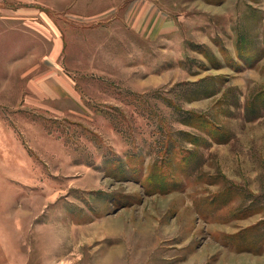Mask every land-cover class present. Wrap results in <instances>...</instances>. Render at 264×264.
<instances>
[{
	"label": "rangeland",
	"instance_id": "rangeland-1",
	"mask_svg": "<svg viewBox=\"0 0 264 264\" xmlns=\"http://www.w3.org/2000/svg\"><path fill=\"white\" fill-rule=\"evenodd\" d=\"M124 1L61 31L99 41L84 106L0 94V264H264V0L105 30Z\"/></svg>",
	"mask_w": 264,
	"mask_h": 264
},
{
	"label": "crops",
	"instance_id": "crops-1",
	"mask_svg": "<svg viewBox=\"0 0 264 264\" xmlns=\"http://www.w3.org/2000/svg\"><path fill=\"white\" fill-rule=\"evenodd\" d=\"M70 3L74 4L72 10L66 7ZM100 3L101 0H0V94L28 95L37 92L51 96L64 95L74 99L77 105L84 106L80 97L81 94L88 93L83 87L78 86L80 89L76 87L82 82L78 83V79H81L78 75H82L83 72L79 74L82 70L87 69L90 72L94 69L84 62L91 63L86 61L85 57H92V51L98 49L99 41L95 39L93 41L92 36H88V33L83 31H91L90 27L80 26L82 31L74 38L65 34L63 39L61 31L74 28L68 22L71 20L70 15L79 16L83 22H90L98 21L100 17L114 10L111 5L100 9ZM176 5L177 1H174L173 8H178L176 13L181 12L180 8H186ZM166 7L164 0H125L120 8V17L115 16L108 20V26L104 29H112L118 24L126 28L130 26V15H140L142 17L134 29L137 31L145 29L147 21L153 20L152 26L155 30L160 26L162 16L169 13L170 9ZM93 29L96 31L97 26ZM75 46L79 47V50L75 51L73 49ZM35 47L41 49V55L36 61L31 56ZM20 63L25 67L20 68L19 71ZM51 63L62 67L63 72L51 74ZM98 75L105 74L99 72ZM13 77L19 78L18 80L24 83V89L18 92L15 88L12 90L8 87ZM8 80L9 84L5 83ZM90 87V95L100 92L92 85ZM9 254L13 256L16 251L9 249Z\"/></svg>",
	"mask_w": 264,
	"mask_h": 264
}]
</instances>
